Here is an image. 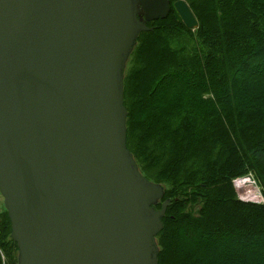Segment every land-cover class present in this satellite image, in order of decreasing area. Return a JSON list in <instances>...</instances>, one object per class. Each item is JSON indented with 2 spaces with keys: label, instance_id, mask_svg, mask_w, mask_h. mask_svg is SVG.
Segmentation results:
<instances>
[{
  "label": "water",
  "instance_id": "95a60500",
  "mask_svg": "<svg viewBox=\"0 0 264 264\" xmlns=\"http://www.w3.org/2000/svg\"><path fill=\"white\" fill-rule=\"evenodd\" d=\"M174 8L188 28L186 0ZM169 0H0V195L17 264H158L169 200L127 146L124 77Z\"/></svg>",
  "mask_w": 264,
  "mask_h": 264
},
{
  "label": "trees",
  "instance_id": "16d2710c",
  "mask_svg": "<svg viewBox=\"0 0 264 264\" xmlns=\"http://www.w3.org/2000/svg\"><path fill=\"white\" fill-rule=\"evenodd\" d=\"M169 1L124 77L127 146L169 200L158 264H264V203L234 185L249 176L264 196V0H186L197 28ZM11 232L3 207L0 264L17 262Z\"/></svg>",
  "mask_w": 264,
  "mask_h": 264
},
{
  "label": "rangeland",
  "instance_id": "374dc122",
  "mask_svg": "<svg viewBox=\"0 0 264 264\" xmlns=\"http://www.w3.org/2000/svg\"><path fill=\"white\" fill-rule=\"evenodd\" d=\"M127 65H131L130 58L127 62ZM126 68H127V66H126ZM241 178L242 177H239L238 179L236 178V180L234 182V185L237 189L236 190L237 194L241 199H243V200L248 199V198H251V199L256 198L257 199V194L264 197L262 192H261V189L254 182V179H252L251 177H246L245 179H241ZM3 207H4L3 198L0 195V210L3 209ZM17 262H18V254H17ZM17 262H16V264H17Z\"/></svg>",
  "mask_w": 264,
  "mask_h": 264
},
{
  "label": "built area",
  "instance_id": "2783aa9c",
  "mask_svg": "<svg viewBox=\"0 0 264 264\" xmlns=\"http://www.w3.org/2000/svg\"><path fill=\"white\" fill-rule=\"evenodd\" d=\"M246 178V177H245ZM245 178H241V179H245ZM236 180V179H235ZM235 182V181H234ZM255 182V180H254ZM256 183V182H255ZM243 200V199H242ZM245 201H251V202H257V203H264V197L260 196L259 194H257V199L255 198H248L245 199Z\"/></svg>",
  "mask_w": 264,
  "mask_h": 264
}]
</instances>
